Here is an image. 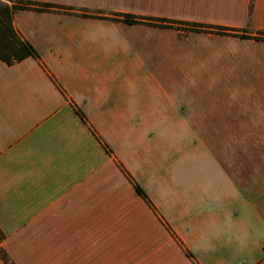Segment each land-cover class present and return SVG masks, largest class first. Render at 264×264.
I'll list each match as a JSON object with an SVG mask.
<instances>
[{"label": "crops", "instance_id": "crops-1", "mask_svg": "<svg viewBox=\"0 0 264 264\" xmlns=\"http://www.w3.org/2000/svg\"><path fill=\"white\" fill-rule=\"evenodd\" d=\"M19 1L74 11L14 16L40 60L0 61V248L16 264H264V0ZM113 14L248 38L97 18Z\"/></svg>", "mask_w": 264, "mask_h": 264}, {"label": "trees", "instance_id": "trees-1", "mask_svg": "<svg viewBox=\"0 0 264 264\" xmlns=\"http://www.w3.org/2000/svg\"><path fill=\"white\" fill-rule=\"evenodd\" d=\"M254 0L250 1V12L253 9ZM34 10L39 12L45 11H74L70 8L54 6L50 4H39L30 1L19 0H0V61L8 66H13L28 58L40 60L39 54L34 47L26 41L14 27V16L20 11ZM98 19H110L121 21L130 25H149L157 28H170L183 32L182 29H189L192 33L217 34L224 36H237L242 39L248 37L244 35L246 31L233 30L229 28L208 26L195 23L176 22L166 19L138 17L131 14H113L109 17H98ZM255 40H264V31L254 37ZM126 177L129 179L137 194L146 202V204L154 210L151 201L142 188L133 181V179L122 169ZM0 260L3 264H16L10 256L0 248Z\"/></svg>", "mask_w": 264, "mask_h": 264}, {"label": "rangeland", "instance_id": "rangeland-1", "mask_svg": "<svg viewBox=\"0 0 264 264\" xmlns=\"http://www.w3.org/2000/svg\"><path fill=\"white\" fill-rule=\"evenodd\" d=\"M182 30H183L184 33H192V32H188L189 29H187V28H184V29H182Z\"/></svg>", "mask_w": 264, "mask_h": 264}]
</instances>
